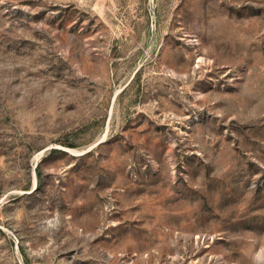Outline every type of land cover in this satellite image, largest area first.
I'll list each match as a JSON object with an SVG mask.
<instances>
[{"label": "rangeland", "instance_id": "374dc122", "mask_svg": "<svg viewBox=\"0 0 264 264\" xmlns=\"http://www.w3.org/2000/svg\"><path fill=\"white\" fill-rule=\"evenodd\" d=\"M0 264H264V0H0Z\"/></svg>", "mask_w": 264, "mask_h": 264}]
</instances>
